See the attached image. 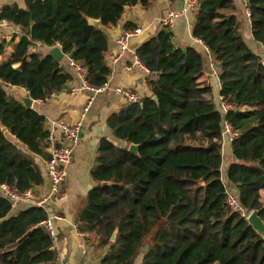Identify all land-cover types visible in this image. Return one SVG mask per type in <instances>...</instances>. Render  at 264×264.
<instances>
[{"label": "trees", "instance_id": "16d2710c", "mask_svg": "<svg viewBox=\"0 0 264 264\" xmlns=\"http://www.w3.org/2000/svg\"><path fill=\"white\" fill-rule=\"evenodd\" d=\"M25 1L26 9L0 10V19L23 32L6 61L9 42H0V184L21 193L43 184L32 155L50 159V132L47 119L5 87L23 88L33 100L47 102L71 81L61 62L34 51L36 43L61 47L84 68L90 86L107 84L111 69L103 29L116 26L126 7L149 10L155 2ZM247 7L252 36L264 46V0H247ZM236 9L234 0H199L192 29L218 69L220 95L232 106L227 114L214 103L205 57L177 46L171 30L162 28L138 47V59L150 72L151 97L109 116L108 126L123 145L101 139L91 170L95 186L77 214V230L105 252L101 264H135L141 255V264H264V238L226 203L233 189L239 205L258 211L264 222L263 53L247 45ZM90 19L100 24L92 26ZM125 29L137 27L128 23ZM224 122L237 134L227 171L230 190L221 171ZM6 132L30 154L10 142ZM131 145L138 146V155L129 152ZM12 211L0 195V264H56L53 239L42 225L47 213L36 207Z\"/></svg>", "mask_w": 264, "mask_h": 264}, {"label": "crops", "instance_id": "0c3cea01", "mask_svg": "<svg viewBox=\"0 0 264 264\" xmlns=\"http://www.w3.org/2000/svg\"><path fill=\"white\" fill-rule=\"evenodd\" d=\"M186 4L187 0H175L174 2L155 0L149 10H144L141 6L127 8L121 21L116 26L103 29L109 42L106 52V62L111 69V76L107 82L109 90L95 97L88 113L83 114L91 94L88 91L80 90V81L74 70L70 67L67 55H65L61 64L65 71L71 75V81L60 93L53 95L47 102L33 100L32 109L47 119V129L54 134L56 144H67L66 141L64 142L62 133L57 129L59 121L64 120L71 125L80 124L82 128L80 142L74 150L73 163L67 169V180L58 193L55 194L51 191V184L46 170L47 161L40 156L32 155L43 176V184L33 188L32 191L36 197L46 201L50 214H58L62 217V219L54 222L56 239L53 242L54 249L58 254L56 264L102 263L105 252L97 251L93 240L89 241L87 236H80L78 234L77 214L79 212V205L87 197L88 192L95 186V183L91 179V170L98 156V147L101 139L107 138L115 144L123 145V142L115 139L108 126L109 116L124 107H118L121 106L119 103L120 96L114 93V88L133 89L139 93L142 99L151 97V91L148 86L149 72L145 68L138 66L133 67L132 72H128L126 67L133 66L134 56L138 47L161 31V19L169 10L181 12L174 27L171 29L176 45L184 48L192 47L205 57L204 72L206 78L211 83L214 103L217 104L218 109L220 104L223 103L220 95L221 86L218 78V69L210 56L208 48L193 37L194 11L187 10ZM234 4L244 15L243 34L247 37V45L253 52L257 50L260 54L263 45L259 43L260 47L256 46L257 42H255L252 36L251 22L246 17L247 0H234ZM13 5L26 9L25 0H0V10L5 6ZM128 23L134 24L137 27L136 30H140V35L131 39V48L125 56L118 62H114L119 52L117 41L125 33L132 32L125 29V25ZM0 34L3 39L9 42L7 53L3 59V61H6L9 54L13 51L14 45L22 37L23 32L19 26L14 24L9 28H2ZM52 48L41 43H36L34 51L47 55ZM5 89L8 94L18 100L22 96H29V93L23 88L7 85ZM74 89H78L77 92L73 93L72 90ZM6 137L25 153L30 154L14 137L10 136L9 132H6ZM225 142L227 144L223 142V156L225 154L227 156V161L229 162L228 171L234 157L232 154V143L228 140H225ZM226 146L230 148L227 149ZM23 209L24 207L17 206L13 208L12 212L16 214ZM141 263L142 258H138L135 261V264Z\"/></svg>", "mask_w": 264, "mask_h": 264}, {"label": "built area", "instance_id": "2783aa9c", "mask_svg": "<svg viewBox=\"0 0 264 264\" xmlns=\"http://www.w3.org/2000/svg\"><path fill=\"white\" fill-rule=\"evenodd\" d=\"M199 7V0H187L186 8L190 11H196ZM181 12L175 10H169L166 15L161 19V26L162 28H166L171 30L177 19L179 18ZM246 17L248 20L251 18V12L246 8ZM14 23L8 20H1L0 21V30L2 28H9L13 26ZM140 35V30H135L132 32H127L122 35L117 44L119 46V52L117 53V57L114 59V62H118L122 59L125 54L131 48V39ZM3 40L0 34V42ZM261 65L264 67V46H263V55L260 59ZM70 67L76 73L79 81H80V90L88 91L91 96L88 99L87 106L84 110L83 114L89 112L95 97L100 94H104L109 90L107 84L100 86V87H93L90 86L86 80V71L84 68L77 62L72 59H69ZM138 66L140 68H145L143 64L139 61L137 54L134 56V64L133 66L126 67L128 72H132L133 69ZM134 67V68H133ZM146 69V68H145ZM147 70V69H146ZM147 72H149L147 70ZM150 74V72H149ZM78 89L72 90L73 93L77 92ZM114 93L123 99H125L128 105H138L141 103V96L138 92L130 88H114ZM219 109L224 113L227 114L229 111L232 110V106L228 105L227 103L223 102L220 104ZM57 129L62 133L64 138V142L66 141L67 144H56L55 137L52 132L49 133V142L51 145V157L46 163V170L47 175L50 180L51 184V191L52 193H58L63 184L66 182L68 173V167L73 163L74 160V150L78 146L80 142V135H81V125L80 124H69L64 120H61L57 124ZM237 134L233 132L229 123L224 122L223 126V141L228 140L229 142H233L236 138ZM0 195L3 196L12 206L15 208L17 206H22L24 208H31L36 207L43 209L47 213V219L43 222L44 229L50 234L52 239H56V230L54 226V222L57 220L62 219V217L58 214H50L49 210L46 206V201L44 199L38 198L34 195L32 190L26 192H19L17 189L10 187L7 184H0ZM226 203L234 212H238L241 214L242 217L248 218L251 212L245 211L240 205L238 196L231 191L227 192V199ZM80 236L84 235L82 233H78Z\"/></svg>", "mask_w": 264, "mask_h": 264}, {"label": "water", "instance_id": "95a60500", "mask_svg": "<svg viewBox=\"0 0 264 264\" xmlns=\"http://www.w3.org/2000/svg\"><path fill=\"white\" fill-rule=\"evenodd\" d=\"M127 9V7H126ZM31 15V26L34 25V20L32 17L31 12H29ZM89 24L92 26H98L100 24V20H89ZM49 54L51 56H53L55 58L56 61L61 62L63 60V58L65 57L64 53L62 52V50L60 49V47L56 46L53 47L50 51ZM68 59H72L71 56H68ZM152 78L156 77V74H152L151 76ZM1 84V81H0ZM153 100L158 103V99L156 97L153 98ZM19 101H21V103L25 106V108L27 109H32V105H33V99L30 96H22L19 98ZM3 130H5V128H3ZM48 152L51 154L52 150L49 149ZM129 152L133 155H138V146L137 145H131L129 148ZM103 186H107L110 185V183L108 182H104L102 184ZM247 222L249 223L250 226H252V228L254 229V231L257 232V234H259L260 236H262L264 238V222L263 220L260 218L259 216V212L258 211H252L250 216L247 218ZM118 230H116L113 234L112 240L115 241L116 240V236H117ZM148 252V246H146L145 248H143V253H147Z\"/></svg>", "mask_w": 264, "mask_h": 264}, {"label": "rangeland", "instance_id": "374dc122", "mask_svg": "<svg viewBox=\"0 0 264 264\" xmlns=\"http://www.w3.org/2000/svg\"><path fill=\"white\" fill-rule=\"evenodd\" d=\"M235 5V4H234ZM236 8H237V6H236ZM244 10V9H243ZM236 14L237 15H239V18H240V20L242 21V23H243V16L244 15H242V13H241V11L239 10V8H237L236 9ZM244 25V24H243ZM250 32H251V30H250ZM244 39H245V41L247 42V37L245 36V34H244ZM250 42H252L251 40H250ZM255 44V43H254ZM13 45V44H12ZM11 45V46H12ZM10 46V45H9ZM256 46H258V47H260V45H259V43H256ZM254 50V49H253ZM254 53L255 54H257V55H259V53H258V51L257 50H254ZM261 53H263V49L261 50V52H260V54ZM213 93V92H212ZM212 96H213V94H212ZM120 98V105L121 106H118L119 108L120 107H122V106H126V101H125V99H123V98H121V97H119ZM216 104V103H215ZM217 105V104H216ZM10 134V133H9ZM10 136H12V137H14L12 134H10ZM18 142H19V140L16 138V137H14ZM20 143V142H19ZM226 142L224 141V144H225ZM23 147H24V149L26 150V151H28V149L22 144V143H20ZM227 144V143H226ZM226 148L228 149V148H230L229 146L227 147L226 146ZM234 161V160H233ZM96 164V160H95V162H94V164L93 165H95ZM228 166H229V162L227 161V156H226V154L224 155V158H223V166H222V169H221V171H222V178H223V180H224V182H225V184L226 185H228V189L230 190L231 189V185L229 184V182H228V180H227V168H228ZM231 192H233L234 194H237V192L235 191V190H233V189H231L230 190ZM142 258V255L141 256H139V259H141Z\"/></svg>", "mask_w": 264, "mask_h": 264}]
</instances>
